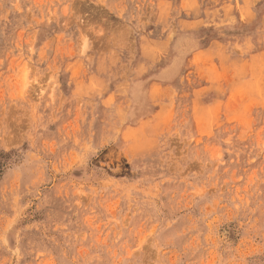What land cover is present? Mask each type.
I'll list each match as a JSON object with an SVG mask.
<instances>
[{
	"label": "rangeland",
	"instance_id": "rangeland-1",
	"mask_svg": "<svg viewBox=\"0 0 264 264\" xmlns=\"http://www.w3.org/2000/svg\"><path fill=\"white\" fill-rule=\"evenodd\" d=\"M0 264H264V0H0Z\"/></svg>",
	"mask_w": 264,
	"mask_h": 264
}]
</instances>
